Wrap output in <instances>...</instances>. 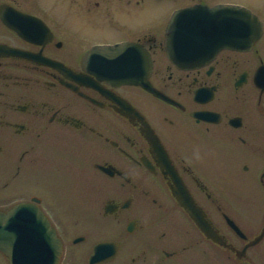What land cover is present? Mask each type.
Wrapping results in <instances>:
<instances>
[{
    "label": "flooded vegetation",
    "instance_id": "flooded-vegetation-1",
    "mask_svg": "<svg viewBox=\"0 0 264 264\" xmlns=\"http://www.w3.org/2000/svg\"><path fill=\"white\" fill-rule=\"evenodd\" d=\"M129 4L63 0L56 14L37 0H0V211L39 210L61 241L59 264L69 218L79 216L106 235L84 264L101 242L116 252L98 264H264V18L250 50L224 49L190 68L166 53L174 9L142 37L113 43L84 46L92 37L65 28L113 30L114 16L127 24ZM84 8L87 20L77 12ZM118 42L149 57L147 81H108L88 69L94 44ZM188 199L206 230L181 206ZM84 254L75 248L73 261Z\"/></svg>",
    "mask_w": 264,
    "mask_h": 264
},
{
    "label": "water",
    "instance_id": "water-1",
    "mask_svg": "<svg viewBox=\"0 0 264 264\" xmlns=\"http://www.w3.org/2000/svg\"><path fill=\"white\" fill-rule=\"evenodd\" d=\"M256 20L250 11L233 5H218L212 8L202 6L175 11L166 31L167 56L176 66L190 68L212 59L216 52L223 48L247 49L261 32L260 24ZM175 28H178L175 31L178 35L171 40ZM180 35H183L181 39ZM132 49L144 53L131 43L96 46L90 53L101 58H111L109 56L128 55ZM141 57L144 65L138 60L136 67L126 72L127 78L113 80L109 78L112 77L110 73L104 79L124 83L145 82V76L151 67L147 56ZM107 66V69L120 67L116 63ZM180 192L187 195L185 190ZM180 204L193 219L198 220V226L205 229V222L196 214L190 200H181ZM29 213L31 214L30 207L25 203L15 206L7 214L0 212V251L5 254L9 264H58L61 245L54 230L41 212L36 210V214ZM106 247L109 245L97 246L91 257L97 258V251ZM93 258H90V262H93Z\"/></svg>",
    "mask_w": 264,
    "mask_h": 264
},
{
    "label": "rangeland",
    "instance_id": "rangeland-1",
    "mask_svg": "<svg viewBox=\"0 0 264 264\" xmlns=\"http://www.w3.org/2000/svg\"><path fill=\"white\" fill-rule=\"evenodd\" d=\"M40 3H43L45 6L54 7L55 6V13L59 14L62 12V9H60L59 3L63 2V0H37ZM91 1V0H89ZM130 4L128 5V22L126 25H121L124 24V22L120 21L117 22V18L114 16L113 17V23H118L117 25H112L111 27L113 30H109L106 28H103L99 25L97 27L91 26L86 29H81L79 30L78 27H75L76 25L74 24L75 21L69 22V25L65 26V28L70 29L71 32L78 33L79 35H82V37H85L86 35L91 41H86L81 43L84 46L91 45L95 42L97 39L98 41L102 42H107V43H113L118 41L121 37L125 36L127 33L128 37H142L144 35V32H147V26L150 24H154L156 21L163 22V19H167L168 14L171 12L172 9H175L176 7H179L181 5H189L194 2H197L198 0H177L176 2H170V0H157L154 2L153 0H129ZM138 1L139 4H136L135 2ZM208 4H215V3H240L245 6L250 7L254 12H256L261 19L264 18V0H204ZM145 9H148V12H145ZM150 9H156L158 12L162 13L160 14V17L155 20L151 21L150 18H148L147 22L144 23H139V17L140 15L144 16H150L152 14L150 12ZM49 12V10H47ZM79 16L82 17L83 20L89 19V12L87 8L82 9L81 11H77ZM122 16L124 15L123 13L125 12L124 7H122L121 11ZM153 15V14H152ZM72 17L71 13L69 14V20ZM123 20L127 21V17L123 18ZM74 24V26H72ZM105 26V25H104ZM149 27V26H148ZM150 28V27H149ZM74 29V31H72ZM153 32V31H152ZM27 196V195H26ZM69 218V224H68V234L66 237L67 238V256L65 260V264H84L86 262V252L88 251L89 247L91 246V243L98 238H102L106 235L99 233L100 229L97 224V220L94 218L92 219V216L83 218L82 216H79L77 218H73V220H70ZM88 219V220H87ZM66 220H64L65 222ZM76 222L75 224L73 223ZM60 225H64L63 220H59ZM70 226H74L76 228L72 229ZM88 234V240L86 243L83 245H73L71 243L72 237L78 235V234ZM70 237V238H69ZM75 248H84L85 249V254H84V262L81 261L83 258L82 256H79V259H74L73 261V256L72 252L75 250Z\"/></svg>",
    "mask_w": 264,
    "mask_h": 264
}]
</instances>
